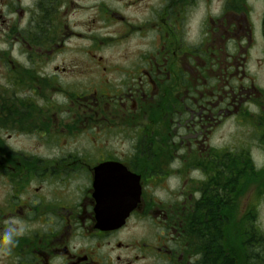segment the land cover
I'll list each match as a JSON object with an SVG mask.
<instances>
[{"label": "flooded vegetation", "instance_id": "flooded-vegetation-1", "mask_svg": "<svg viewBox=\"0 0 264 264\" xmlns=\"http://www.w3.org/2000/svg\"><path fill=\"white\" fill-rule=\"evenodd\" d=\"M253 40L244 0H0V264H231L207 135L264 116Z\"/></svg>", "mask_w": 264, "mask_h": 264}, {"label": "rangeland", "instance_id": "rangeland-1", "mask_svg": "<svg viewBox=\"0 0 264 264\" xmlns=\"http://www.w3.org/2000/svg\"><path fill=\"white\" fill-rule=\"evenodd\" d=\"M249 6V18L253 27V44L251 50V60L249 62V71L251 75H256V88L258 91L262 92V100L264 101V63L260 65L258 71L255 68V60L262 59L264 57V0H247ZM218 4V3H217ZM105 56L108 58L116 60L117 55L107 53ZM220 69L217 70L219 75ZM222 76H216V79L219 81ZM229 86L228 81H224L221 84L217 85L218 91L222 88H226ZM252 100V99H251ZM247 106L249 110V115L246 118L238 117L232 119H225L217 125L210 134L207 135V146H210V149H213L211 152V157L216 156L217 152L226 155H229L227 162L229 164V168L233 165L234 161L237 163V166L244 168L242 174L238 176L237 173L232 174L230 177V185H228V190L230 191V195L227 197V200L230 203L229 210L225 211L228 217V224L226 225V229H224V234H226L227 227L232 230H236L239 226H244L246 229L248 226V219L252 220L256 227L260 231L264 232V175L260 176L257 180L256 176L248 175L247 161L239 158V153L242 151V147L238 150L239 146H244L245 151H248V155L251 157L253 161V166L257 170H264V126L260 131V136L257 134L256 124L258 123V107L254 105V102H251ZM261 101V96L258 99L254 98V101ZM264 105V104H263ZM259 136V139H258ZM123 140V139H122ZM187 140V139H186ZM124 142V140L122 141ZM244 152H242L243 154ZM234 155L237 158L236 160H232V156ZM238 155V156H237ZM186 157V156H185ZM192 159L195 156L191 157ZM215 158V157H214ZM239 163V164H238ZM204 167L206 171L209 170V163H204ZM217 173V164H211V175L213 174V178L216 177ZM234 176H236L234 178ZM231 180L237 181L235 185H232ZM216 181L214 185L216 186ZM206 184H208L206 182ZM234 188V189H233ZM224 213V212H223ZM237 232V231H236ZM243 233V232H242ZM230 235H225V244L227 245L228 240L231 239L232 250L236 254V256L242 257V247L239 241L233 240ZM226 236H228L226 238ZM261 257L264 256V247L261 250ZM229 255L227 254V257ZM232 257V261H235L234 257ZM243 260V264H245V260Z\"/></svg>", "mask_w": 264, "mask_h": 264}, {"label": "trees", "instance_id": "trees-1", "mask_svg": "<svg viewBox=\"0 0 264 264\" xmlns=\"http://www.w3.org/2000/svg\"><path fill=\"white\" fill-rule=\"evenodd\" d=\"M261 128H263L264 126V119L262 120L261 124H260ZM264 141V136L263 139ZM242 152H244L242 154ZM241 153H239V158L243 157L242 159H244L245 161H247V168H248V175L250 176H256L255 179H259L260 176L264 175V170H257L253 165V161L251 159V157L248 155V151L243 150ZM238 156V155H237ZM216 158H217V173H216V181H224L227 178V174L230 171H233L235 173H237L238 171V176H240L242 174V171H244V168L240 166H237V163H235L236 161H234L233 165L229 168V164L227 162V159H231L229 158V155H224L219 153V151L216 154ZM234 159V155L232 156V160ZM237 158L235 157L234 160H236ZM239 164V163H238ZM237 181H233L232 185H235ZM234 189V188H233ZM227 216V215H226ZM220 225V223L218 224V226ZM230 227V226H229ZM237 231V232H236ZM243 232V233H242ZM231 234V229L227 227V231L225 235H230ZM229 237H231L233 240H237L240 242L241 247L243 245H247V264H264V256L261 257L260 253L261 250L264 247V232L260 231L258 229V227L255 226V224L252 222V220L248 219V226L245 229L244 226H239L238 229L236 230H232V235H230ZM241 241H247L246 244H244L243 242L241 243ZM219 244V243H218ZM216 244V248H217V258L219 259H223V257H221V247ZM235 259V261H232L231 264H243V258L240 256H236V254L234 253V251L232 252V255ZM221 257V258H220ZM218 264H223L222 260H218L217 262Z\"/></svg>", "mask_w": 264, "mask_h": 264}, {"label": "water", "instance_id": "water-1", "mask_svg": "<svg viewBox=\"0 0 264 264\" xmlns=\"http://www.w3.org/2000/svg\"><path fill=\"white\" fill-rule=\"evenodd\" d=\"M138 191H140V187H138ZM127 215H128V212L125 214H119V213H115V212L105 213L104 214V220L101 219L100 223L102 225H105V229H107V228H109V226L116 224L117 219H119V218H120L121 223H123V221L127 217Z\"/></svg>", "mask_w": 264, "mask_h": 264}]
</instances>
